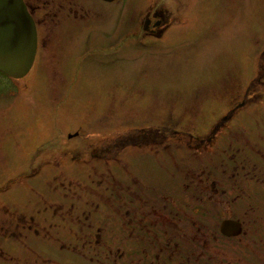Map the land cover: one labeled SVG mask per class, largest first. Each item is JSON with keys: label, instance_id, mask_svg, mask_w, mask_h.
<instances>
[{"label": "rangeland", "instance_id": "1", "mask_svg": "<svg viewBox=\"0 0 264 264\" xmlns=\"http://www.w3.org/2000/svg\"><path fill=\"white\" fill-rule=\"evenodd\" d=\"M63 1L51 0L39 14L40 41L48 43L30 73L16 80L0 71V264H77L80 254L60 255L45 244L61 232L49 228V219L63 222L52 204L81 192L70 185L87 178L79 169L92 175L84 184L100 190L107 162L142 150L128 146L115 159L96 152L141 130L194 133L195 139L219 131L209 163H225L227 180H244L238 194L252 189L261 196L254 216L262 236L258 245L249 238L254 250L242 253L264 264V0ZM74 1L86 4V19L69 13ZM156 21L162 24L154 28ZM83 163L89 165L78 166ZM249 204V198L241 203L242 212ZM109 213L102 203L91 219L96 229ZM32 221L38 238L27 230ZM79 250L96 259L110 251Z\"/></svg>", "mask_w": 264, "mask_h": 264}, {"label": "flooded vegetation", "instance_id": "2", "mask_svg": "<svg viewBox=\"0 0 264 264\" xmlns=\"http://www.w3.org/2000/svg\"><path fill=\"white\" fill-rule=\"evenodd\" d=\"M97 1L111 5L119 0ZM25 3L37 29V58L41 46L44 44L47 47L48 43L40 41L39 14L48 10L52 3L51 0H29ZM85 7V3L74 1L69 6V13L78 19H86L89 13ZM59 8L65 9L66 6L61 4ZM158 22L162 24L156 21L154 28L161 26L157 25ZM151 24V20L148 26L146 24L149 31H152ZM186 133L135 131L120 138L121 141L116 142V145L100 148L97 155L114 154L112 159L128 146L142 152L134 158H117L115 162H107L104 166L106 172L99 177L100 190L85 185L84 181L92 175H86L85 168L79 169L81 176L87 178L73 180L70 185L76 186L86 195L77 190L73 195H61L60 202L52 204V209L58 206V210L53 211L60 216V219L57 218L58 223L59 220L63 222L51 224L50 219L47 222L50 229H61L57 236L45 237L49 240L45 243L47 247L50 246L60 255L63 252L74 257L80 254L76 259L78 263L85 261L90 264H257V258L248 261L242 251L254 250V246L258 245V236H262V232H256L258 220L254 216L255 202L260 201L261 196L252 189L249 195L238 194L237 189L242 191L240 187L244 180H227L230 177L225 178L228 174L221 169L225 163H209V153L216 155L217 152L210 147L217 140H212L222 138L218 137L219 131L196 139L194 133ZM233 138L236 141L241 139L238 135ZM130 159L133 161L130 162ZM223 162L227 161L223 159ZM88 165L83 163L78 166ZM91 169L97 176L98 168L95 166ZM120 172L121 175H118ZM236 174H232L233 178ZM259 179L254 181L258 182ZM94 181L91 179V183ZM248 198L250 210L242 212L241 203L248 202ZM97 201L111 208L115 215L109 213L111 216L101 222L105 227L98 229L91 220L100 213L102 203L97 204ZM91 209H99V213L98 210L92 213ZM33 222L27 230L31 232L30 236L38 238L41 234L35 231L36 223ZM113 226L118 230H114ZM66 234L73 241H67ZM249 238L255 245L246 243ZM260 241L264 243L263 238ZM26 245L28 249L32 248L29 247L31 244ZM80 247L89 248L90 254L93 249L97 251L101 247H104V251H110L107 255L103 252L106 259H96L83 254ZM51 254L54 255V252ZM61 260L69 263L71 259Z\"/></svg>", "mask_w": 264, "mask_h": 264}, {"label": "water", "instance_id": "3", "mask_svg": "<svg viewBox=\"0 0 264 264\" xmlns=\"http://www.w3.org/2000/svg\"><path fill=\"white\" fill-rule=\"evenodd\" d=\"M37 46L35 21L25 1L0 0V71L16 80L26 77L34 66Z\"/></svg>", "mask_w": 264, "mask_h": 264}]
</instances>
